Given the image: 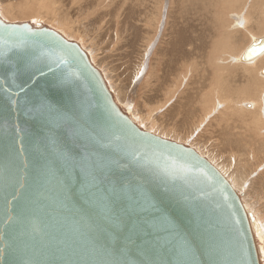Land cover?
<instances>
[{
  "label": "water",
  "instance_id": "obj_1",
  "mask_svg": "<svg viewBox=\"0 0 264 264\" xmlns=\"http://www.w3.org/2000/svg\"><path fill=\"white\" fill-rule=\"evenodd\" d=\"M61 41L78 48L85 57L83 63L95 74H81L79 57ZM61 58L67 63H62ZM30 60L42 68L43 74L33 75L25 67ZM65 74L67 79H63ZM46 106H51V110H45ZM113 124L116 127H111ZM130 127L134 129L132 135L147 133L188 150L181 154L172 149L170 158L149 151L147 157L153 168L167 167L176 184L199 196L209 216L222 213L215 230L221 250L217 264H230L232 241L225 219L233 230L239 229L244 234L242 264H261L250 223L253 215L214 164L191 146L140 128L117 104L101 71L79 43L46 26L34 27L26 21L6 22L1 17L0 264H117L125 259L137 262L135 255H129L136 249L125 247L122 236L101 235L88 225L85 202L78 193L63 196L54 180L47 182L37 175L45 160H52L60 152L80 159L85 143L94 144L99 155L119 160V166L114 168L117 176L131 178L144 172L130 155L121 151L122 142L115 139V135L129 131ZM136 139L151 143L146 137ZM193 154L203 162L199 164L203 171L192 167L196 163ZM9 158L21 166L20 175L27 180L25 188L17 184L14 191L5 186L2 173ZM210 169L217 175L208 181L206 174H212ZM198 188L203 189L204 195L199 194ZM165 203L178 217L180 228H190L189 218L176 212L175 204L167 198ZM201 252H204L202 245L196 252V260L205 264L207 255Z\"/></svg>",
  "mask_w": 264,
  "mask_h": 264
},
{
  "label": "rangeland",
  "instance_id": "obj_2",
  "mask_svg": "<svg viewBox=\"0 0 264 264\" xmlns=\"http://www.w3.org/2000/svg\"><path fill=\"white\" fill-rule=\"evenodd\" d=\"M21 1L22 0H0V9L2 10V7L6 8L9 4H20ZM39 1L40 0H36L28 10H22L21 7L19 11L14 13L9 10V7L7 13H4L5 18L3 17V19L21 22L27 19V21L30 22L44 20V24L62 31L63 34L68 33L67 37L69 34L70 37L74 36L73 39L86 49L85 51L92 59H90L91 63L97 66L103 76L106 77L105 80L114 98L116 96L122 97L121 103H119L118 97L117 99L115 98V100L124 112L131 115V111H135L138 116H140V113L150 114L152 108H162L160 110L161 112L154 114L151 120L160 114L158 117L161 116V118L158 120L156 118L157 121L155 123L162 122L166 126V130H174L183 133V139L178 142L188 146H191V143H196L194 146L199 147L201 144H206L209 150L211 148L210 151L214 150V152L217 153V155L219 154L218 156L224 160L228 161L233 157L236 161L238 160V152L235 151V147L232 146L233 144H230L232 140L228 138L225 127L220 126V129L219 123L212 120L213 115L216 113L205 117L206 113L203 111L202 114L200 110L201 104H199V107L193 106L191 111L190 103L181 100L178 96L181 91L189 90L188 92H193L198 88L196 84H199L200 81L191 86H187V83L191 79L196 78L195 72L197 74V66H194L196 55L200 56H198V60L203 56L204 64H198V67H209L212 63V56L214 55L212 53H216L217 51H215V49L218 50L224 43L228 42L227 36L230 33L237 31L235 33L241 36L240 43L236 46L237 48L235 47V49H237L236 54L250 41L251 38L249 34L254 36L264 35V31H254L251 28L244 29L240 26H237L238 30H234L235 22L239 20L237 16L244 13L245 6L249 3V0H246L245 4L244 0H195L196 2L194 0H60L63 5L70 8L71 19L69 18V23L72 26L74 24V27L80 24L79 26H81V29H83L85 25L88 26L90 28L88 33L73 31L74 29L72 26L71 29H66V31L69 32L61 30L62 28L60 29L57 24L49 21L51 15L46 13L45 8H42L44 5L39 4ZM194 4H197V6ZM93 6V9H90V11L87 10ZM79 10L80 12L82 11V16H78ZM85 10H87L86 14H83ZM229 12L230 14H227ZM72 13L74 14L73 17ZM34 14H39L41 17ZM234 15H236V18H233ZM76 18L77 20L79 19V21L75 22L74 20H76ZM174 18L177 20L180 19L182 24L179 22L178 24H181L186 29L187 34L184 42L187 47L184 58L188 62L192 61L194 64L192 66L194 68L192 67L193 72L185 73L187 74L185 77H178L180 78L177 83L178 89L175 88L176 90L166 98L167 100L165 103H158L164 100L163 97L167 96L166 92L171 90L172 87L168 85L169 79L171 81L176 78L179 72L176 70L181 67L182 69L180 72H183V65L181 63L173 66V69L169 68V71L166 72L169 67L167 64L168 58L159 54L164 47L166 48L168 46V41L170 39L169 33H174V29L171 28V26H174L176 23L173 21ZM70 20L73 22H70ZM229 20H232V22ZM228 23L233 31L227 29L226 25ZM228 44L230 43L228 42ZM199 45H203L204 48H198L197 46ZM158 50L159 52H157ZM234 52L235 50L233 47H227L228 54L235 55ZM165 58L167 62L164 60ZM207 60L208 63L206 64ZM229 61L235 63L231 58H229ZM98 64L100 66H98ZM236 64H230L232 69L231 72H228V78L226 79V82L229 84H231L233 80L229 75L231 73H236L234 70L241 67ZM255 64L256 63H254V65ZM136 67H140L138 69L139 72L136 78L132 79ZM203 71L204 69L202 73ZM242 73L239 71L238 76H235L234 79H238ZM194 86L197 87L193 89ZM202 89L204 88L202 87ZM184 111H187L186 114ZM189 111L191 114H188ZM188 115H190L191 119ZM185 116H188V120H191L190 124H184L182 121V118ZM200 116L202 118H199ZM135 120L138 126H140L141 123L142 128L145 129L147 127L140 119L136 118ZM156 129V126H154L152 132H155ZM218 130H220V132ZM233 130L236 131L237 128H233ZM219 134L223 137L225 142L219 139ZM173 140L177 141L175 138ZM204 150L207 152L206 148ZM231 163H233V160H231ZM255 174L264 175L263 161L254 169L252 179L256 177ZM258 183L255 184V187H257ZM261 187L263 188L264 185ZM249 190V200L252 199L258 202L260 209L264 210V191L261 192L260 190L254 189V185L251 186L250 192ZM254 190L255 192H253ZM244 194L245 191L239 193L240 197H244ZM251 196L252 198H250ZM256 224L258 228H261L260 230L264 232V226H260L258 222H256ZM260 260L261 264H263L264 258Z\"/></svg>",
  "mask_w": 264,
  "mask_h": 264
},
{
  "label": "snow or ice",
  "instance_id": "obj_3",
  "mask_svg": "<svg viewBox=\"0 0 264 264\" xmlns=\"http://www.w3.org/2000/svg\"><path fill=\"white\" fill-rule=\"evenodd\" d=\"M26 30L31 32V29ZM60 43L66 44L64 41ZM40 46L44 47L45 44L40 43ZM66 47L72 49L75 56L79 57L81 74H95L87 63H83L85 57L78 48L70 44H66ZM262 49L264 45H261L260 49L253 47L249 55ZM61 62L67 63L62 58ZM25 67L30 69L33 75L43 74L42 68L34 61L30 60ZM63 79H67V74ZM45 110H51V106H46ZM131 132H134V129L130 127L129 131H121L119 135H115V139L122 142L121 151L130 155L144 169L142 173H137L131 178L117 176L114 168L119 166V160L101 156L94 151V144L85 143L84 154L80 159L60 152L52 160H45L37 175L47 182L54 180L61 188L63 196L78 193L80 199L85 202L84 211L88 225L101 235L112 233L122 236L126 241L125 247L136 249L135 252L130 251L129 255H135L138 264H198L196 252L201 245L204 248L201 255L205 252L207 255L205 264H217L221 250L216 243L215 230L219 226L222 213H217L215 217L209 216L199 196L186 190L183 185L176 184L174 174L167 167L153 168L147 157L149 151L153 155L170 158L172 149L181 154L188 150L179 144L148 136L147 133L135 132V135H132ZM136 137H146L151 143L138 141ZM193 159L196 163L192 167L203 171L199 167V164L203 163L199 157L193 154ZM20 169L21 166L14 158L8 159L2 173L6 187L11 186L15 191L17 184L20 188L27 186V180L20 175ZM209 171L212 174H206V180L211 181L217 174L211 169ZM22 180L24 183H21ZM197 191L201 196L204 195L202 188ZM165 198L175 204L176 212L189 218L190 228H180L178 217L172 212L169 204L165 203ZM224 225L232 241L229 251L230 264H242L244 234L239 229L233 230L226 219ZM156 257L160 259L157 260ZM137 262L125 259L117 264Z\"/></svg>",
  "mask_w": 264,
  "mask_h": 264
},
{
  "label": "bare ground",
  "instance_id": "obj_4",
  "mask_svg": "<svg viewBox=\"0 0 264 264\" xmlns=\"http://www.w3.org/2000/svg\"><path fill=\"white\" fill-rule=\"evenodd\" d=\"M211 1H214V0H211ZM35 2L36 0H22L20 4L17 3L16 5H10L8 2L9 5L6 8L2 7V10L0 9V17L1 18L4 17V13L5 14L7 13L9 7H10L9 10L12 13H14V12L19 11L21 7H22V10L24 9L28 10V8L31 7L32 4H34ZM245 2L246 0H244V4ZM38 3L41 5H44L42 8H45L46 13L51 15V19H49V21H52V23L54 22L55 24H57L58 27H60V29L62 28L61 30L66 31V29L67 30L71 29L72 25L69 23V18L71 19L69 7H66L65 5H63V3L60 0H40ZM199 3L201 4L200 1ZM194 5L197 6V4H194ZM93 8L94 6L90 7L87 10L90 11V9H93ZM87 10H85L83 14H86ZM227 14H230V12ZM34 15L41 17L39 14H34ZM73 15L74 14L72 13V17ZM79 15L82 16V11L80 12V10H79L78 16ZM233 18H236V15H234ZM237 18L239 20L235 22L234 30H238L237 26H240L244 29L251 28L254 31H264V0H249V3L245 6L244 13L237 16ZM27 20H22V22L26 21L34 27L46 26V27L52 28L44 24L45 23L44 20H37L36 22H30ZM176 20L177 19L175 18L173 19V21L176 22L177 24L175 23L174 26H171V28L174 29V33L173 34L169 33L170 39L168 41V46L162 49L161 51L162 53L159 52V50L157 52H159V54L164 55L165 57L168 58V62L166 61V58L164 59L169 66L166 72L169 71V68L173 69L174 68L173 66H176L179 63L183 65L182 66L183 72H180V70L182 69L181 67L180 69L177 67L178 70L176 71L177 72L179 71V72L175 78L176 80L174 79L170 81L169 79L168 85L169 87H172L171 90H168L166 92L167 96L165 95L166 97H163L164 100L158 103H165L167 100L166 98L169 95H171L174 92V90L178 89L177 83H178V80L180 79L178 77H185L187 75L185 73L193 72L192 70L194 68L192 66L194 65L192 61L188 62L184 58L185 53H186V47H187V45L184 42L186 34H187L186 29L184 28V26L181 25L182 22L180 21V19H178L177 21ZM5 21L8 22L7 20ZM71 21L72 20H70V22ZM74 21L75 22L79 21V19L77 20L76 18V20ZM229 21L232 22V20H229ZM10 22H21V21H10ZM178 22L181 24L179 25ZM77 25L79 26L80 24H77ZM78 26L74 27V24H73L72 26V28L74 29L73 31H77L80 33L81 32L88 33L90 29L86 25L83 26V29H81V26L79 27ZM226 26H227V29H229V31H233V29L230 28L229 23ZM56 31L62 34L63 36H65L66 38H68L69 40L75 41L73 39L74 36L70 37L69 36L70 34H69L67 37L68 33L63 34L62 31H59V30H56ZM66 32H69V31H66ZM235 32L237 31H234L227 36V40L230 44L226 42L218 50L215 49V51H217L216 53L215 52L212 53L214 55L212 56V59H211L212 63L209 67H198L199 65L204 64L203 56L202 58H200V60H198L199 55H196V58H195L196 60H195V65H194L195 67L197 66V74L194 71L196 78L191 79L187 83V86L189 85L191 86L194 83H197L200 81L199 84H196L198 88L195 89L197 86H194L193 89L195 90L193 92L191 91L188 92L189 90L188 91L186 90L183 92L181 91L178 97H180L181 100L187 101L188 103H190L191 111H192L193 106L199 107L200 106L199 104H201L202 106L200 110L202 111V114H203V111L206 113L205 117L213 113H216L213 115L214 119L212 118V120L217 121L219 123V127L220 126L225 127L228 138L232 140L230 144H233L232 146L235 147L234 148L235 151L238 152L237 161L234 157L231 158V160H233V163H231V160L227 161L219 157L218 156L219 154L217 155V153H215L214 150L210 151L211 148L209 150L206 144H201V146L199 147V146H194L196 145V143H191L192 144L191 147H193L201 155L206 157L212 164H214L215 167H217L225 175V177L230 181L233 187L236 190H238L239 193L242 191H245V194H244L245 196L244 197L241 196V199H242L243 205L246 208V210L250 212L251 214L253 213L252 214L253 220H250V223H251L253 234L255 236L254 238L257 241L256 246H258L257 250L259 253V257L261 259V258H264V232L260 230L261 228L260 229L258 228V225L256 224V222H258L260 226L262 227L264 226V217H263L264 210L260 209L258 202H255V200H252V199L249 200L248 190H249V187L251 190V186L254 185V189L260 190L261 192L264 191L263 190L264 187L263 188L261 187L264 185V175L262 176L261 174L260 175L255 174L256 177L255 178L253 177L252 179V175L254 173V169H256V166L259 165L261 161L264 162V49L256 51L255 55H249V53L253 47L260 49L261 45H264V35L254 36L252 34H249L251 38L250 41L244 48L241 49V51H239L236 54L237 49H235V47L238 46V44L240 43L241 36L237 35ZM228 46L229 47L231 46L234 48L235 55H230L227 53ZM197 47L204 48L203 45H199ZM229 58H231V60H233V62L235 63L230 62ZM90 59L91 57H89V60ZM207 63H208V60L206 64ZM254 63L256 64L254 65ZM230 64H236L237 66H241V67H238L239 69L234 70L236 73H231L229 75V77L233 79L231 84L226 82V79L228 78V72H231V69H232ZM98 66L100 65L98 64ZM139 68L140 67H136L134 74L132 76V79L136 78V75L139 72L138 70ZM203 69L204 71L202 73ZM239 71H241V73L243 72L242 75H240L238 79H234L235 76H238ZM107 76H110V75H107ZM202 82L204 83V86ZM202 87L204 89H202ZM117 97H118L119 103H121L120 101L122 97L116 96L115 98L117 99ZM161 109L162 108L157 109L155 107V108H152V112H150V114L140 113V116H138L137 112L131 111V115L128 114V116L134 122L136 121L135 120L136 118L140 119L142 123L146 124L148 129L147 127L145 129L148 131L152 132L153 127L156 126L157 128L156 131L152 132L154 134H157V135L160 134L159 136L165 137V138L170 137L172 138L171 140L175 138L177 141H180L181 139H183L182 138L183 133L174 131V130H166V126L162 122L155 123L158 119L161 118V116L158 117L160 114H158V116H156L153 120H151L154 114H156L157 112H161L160 111ZM188 114H191V112L189 111ZM188 116L190 117V115ZM188 116H185L184 118H182V121L184 122V124H188V123L190 124L191 120H188L189 118ZM199 118H202V117L200 116ZM139 127L142 128L141 123ZM233 128H237V130L234 131ZM218 131L220 132V130ZM218 137L219 139H221V141L223 140V142H225L223 137L220 134ZM218 147H222V146H218ZM205 148L207 149V152L204 150ZM257 183L258 185L257 187H255V184ZM253 192H255V190ZM250 198H252V196Z\"/></svg>",
  "mask_w": 264,
  "mask_h": 264
},
{
  "label": "crops",
  "instance_id": "obj_5",
  "mask_svg": "<svg viewBox=\"0 0 264 264\" xmlns=\"http://www.w3.org/2000/svg\"><path fill=\"white\" fill-rule=\"evenodd\" d=\"M84 48V47H83ZM85 49V48H84ZM86 50V49H85Z\"/></svg>",
  "mask_w": 264,
  "mask_h": 264
}]
</instances>
